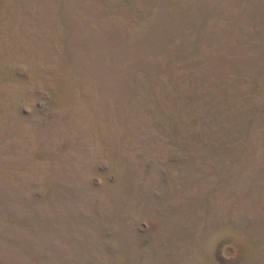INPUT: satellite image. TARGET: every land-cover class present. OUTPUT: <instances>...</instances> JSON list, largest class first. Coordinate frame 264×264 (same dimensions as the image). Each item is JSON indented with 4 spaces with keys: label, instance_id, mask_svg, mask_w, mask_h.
<instances>
[{
    "label": "rangeland",
    "instance_id": "1",
    "mask_svg": "<svg viewBox=\"0 0 264 264\" xmlns=\"http://www.w3.org/2000/svg\"><path fill=\"white\" fill-rule=\"evenodd\" d=\"M0 264H264V0H0Z\"/></svg>",
    "mask_w": 264,
    "mask_h": 264
}]
</instances>
